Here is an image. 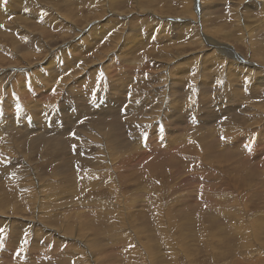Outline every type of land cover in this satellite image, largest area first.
Returning a JSON list of instances; mask_svg holds the SVG:
<instances>
[{
  "label": "rangeland",
  "instance_id": "374dc122",
  "mask_svg": "<svg viewBox=\"0 0 264 264\" xmlns=\"http://www.w3.org/2000/svg\"><path fill=\"white\" fill-rule=\"evenodd\" d=\"M0 264H264V0H0Z\"/></svg>",
  "mask_w": 264,
  "mask_h": 264
},
{
  "label": "bare ground",
  "instance_id": "6f19581e",
  "mask_svg": "<svg viewBox=\"0 0 264 264\" xmlns=\"http://www.w3.org/2000/svg\"><path fill=\"white\" fill-rule=\"evenodd\" d=\"M26 114H28V113H26ZM22 115H23V114H22ZM36 116H37V114H35V118H36ZM18 118H19V117H18ZM23 118H24L23 121H25V120H26V116H23ZM29 120H30V119H29ZM18 121H19V119H18ZM21 121H22V120H21ZM23 121H22V122H23ZM29 131H31V129H30ZM40 138H41V137H39L38 139H40ZM33 142H34V141H33Z\"/></svg>",
  "mask_w": 264,
  "mask_h": 264
}]
</instances>
